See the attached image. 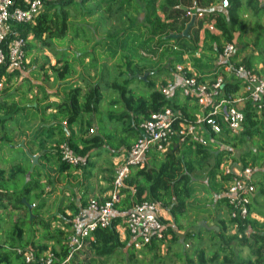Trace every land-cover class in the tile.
Returning a JSON list of instances; mask_svg holds the SVG:
<instances>
[{
  "label": "trees",
  "instance_id": "obj_1",
  "mask_svg": "<svg viewBox=\"0 0 264 264\" xmlns=\"http://www.w3.org/2000/svg\"><path fill=\"white\" fill-rule=\"evenodd\" d=\"M40 1L42 3L41 10L32 22L11 23V31L2 46L5 54H7L8 44L17 37L27 39L30 36L35 43H40L41 47L50 48L52 39H61L67 35V8L74 3V0ZM114 1H103L105 5L106 3L108 4L107 11ZM154 3L155 1L151 0V4L153 5ZM178 3L177 0H169L172 11L166 14V19L171 20L170 22H162L157 16L156 10H153L150 14L152 26L148 31L151 34L150 40L156 39L157 45L155 47L157 48V53L161 51L159 57H167L165 65L161 67V69L166 71H171L175 64L183 63L180 52L176 49L167 48L171 41L174 40V38H169V36L174 33L181 34L185 24L189 22L188 15L186 16L183 11L177 8ZM16 5L22 6L23 1L16 0ZM164 9L162 7L160 10L165 11ZM180 15H185L186 17L181 25L177 27L176 23ZM211 15H216L215 26L220 30L224 41L232 43V27H229L226 22L225 15L218 12ZM29 47L31 45L27 40L26 50ZM156 50L153 52H156ZM128 68H131V64L128 65ZM51 70L56 72L58 80H64L72 71L68 62L61 61H57L56 65L51 67ZM15 71L8 73V62L6 59V62L0 65V80L3 77H9ZM143 72L147 73L149 71L137 69L135 74L137 73L139 78L127 73L123 84L117 82L112 84V88L119 93L120 102L123 105V109L119 114L107 113V119L110 122L116 121L121 126V135L118 137L116 145L111 143L112 138L103 131L105 129L103 120L98 119L96 122L93 118L98 113L99 105L103 100L99 86H92L85 93H82L81 88L75 87L68 92V98L56 106V115L67 127L77 124L82 114L90 116L93 121L85 120V128H80L79 137L76 138L72 136L73 134L68 130L69 128L64 131L58 124L51 128L44 127L43 129L45 130L42 131V128H40L37 138H41L42 132L45 134L44 139L40 140L45 144L39 142L40 151L46 150L42 157L48 158L49 151H47L48 149L45 145L49 144L48 142L51 139L48 138H51L54 133H57L62 141L60 143L57 142L58 144L54 149L51 148L53 152L55 151L54 153L60 161V172L72 168L71 165L61 161L59 145L62 143H67L73 154L86 160H88L87 158L93 150L99 149L104 145L115 149L111 151L112 154L126 156L131 145L141 136L140 124L148 119L152 113L170 107L174 111L179 112L188 122L195 123L199 116H206L211 112L210 107L201 108L196 104L191 106L189 104L191 99L189 98H185L181 102L179 99L181 94L177 89L170 97L164 96L161 92V87L168 82H162L159 88H154L153 84L148 80L149 74L145 81H142L147 83L151 90L145 97L136 96L128 85L134 79L140 80L141 75H144L141 74ZM192 76L191 73L186 71L185 77ZM240 88V84L225 81L215 102L222 99H233ZM19 110L14 104H0V112L5 111L4 114L6 116L15 114ZM242 113L244 121L238 133H232L223 123L221 116L216 115L215 117L220 124L221 131L215 134L211 131L209 125L204 123L206 145L198 143L179 144L175 139L165 154L150 151L144 167L132 168L125 181L126 187L120 190L121 198L115 206L119 215L113 219L111 226L97 229L93 233V240L87 245V248L92 250L94 256L97 258H113L120 254L127 256V264H139V261L135 260V251H137L143 255L142 264L146 263V257L150 258L148 264H164L165 261L163 259L170 257L167 254L171 252V245L182 244V242L193 238V234L190 232H186L183 238H180L177 232L184 228L183 219L187 213V202L193 196L191 183L197 171L206 170L208 185L211 190L215 191L216 183L227 185L230 180V176L223 173V166L230 165L227 162L231 164L233 162L239 163L240 169L250 167L264 170V112L259 113L257 105L251 100H247ZM94 124L97 132H99L88 137L89 130ZM2 139L10 143L7 135L3 134ZM25 157L31 164L29 157L27 155ZM29 169V167L23 168L20 165L13 166L8 171L0 169V210L11 207L13 210L23 211L26 216L25 220L13 222L5 240L0 242V264H27L23 256L17 253V249L22 251L33 249L35 251V259L29 264H41L44 252L50 250L54 256L53 264H59L68 255L67 238L72 233L71 219L81 208L86 206V201L82 198L80 206L71 202L66 208L58 209V216L54 217V220L61 223L62 229H57L54 233L51 232L49 223L39 219L37 215V212L41 211L45 206L44 197L47 185L34 178L36 176V168L31 173H29ZM110 173L112 175V169ZM21 178L24 182L22 186L18 185V181ZM106 178L112 185L114 175ZM217 190L221 191V189ZM260 191L263 193L264 188L260 189ZM222 194L224 197L220 200L230 210L226 197V187ZM143 200L160 202L170 214L172 223L166 225L164 240H153L150 244L137 250L131 243L127 232L125 238L122 239L118 226L123 225L126 214L133 204ZM27 204L31 206V214L33 216L31 220H29L30 213ZM66 209L70 211V215L65 214ZM230 221L236 225L235 234H227L228 227L224 224L220 226L217 233L219 244L216 250L207 252L205 249L198 247L193 248L191 251L175 252L173 256L176 261L181 264H264V231L260 232L253 229L255 225H253L250 218L244 221L230 218ZM164 223L167 224V222ZM36 227H39V233H37L38 229H35ZM249 228L252 229L250 233H248ZM167 237L169 238L167 239ZM234 241H236L237 246L248 249L249 257L243 259L237 254L232 244ZM164 245H168V253L161 255L162 246ZM168 262L167 264H175L171 259H168Z\"/></svg>",
  "mask_w": 264,
  "mask_h": 264
},
{
  "label": "crops",
  "instance_id": "obj_2",
  "mask_svg": "<svg viewBox=\"0 0 264 264\" xmlns=\"http://www.w3.org/2000/svg\"><path fill=\"white\" fill-rule=\"evenodd\" d=\"M103 1L104 0H74V3L80 2L82 6L86 7L85 11L81 14V28L85 32L86 30L88 31L82 37L84 43V50L82 51L83 57H104L101 47L106 45H108V50L112 56L120 53V49L125 50L126 47H128L126 36L124 37L126 41L122 43V38L120 35L121 33H117L118 35L116 36H110V38L107 34H104L103 25H105L106 22L114 23L116 21L118 30H121L122 27L126 29L129 25H131V28H133L135 31H137V29H142V37L138 36V39L134 40L135 42H133L130 46L138 50V48H142L143 46V48L147 47L145 43L146 39L150 35L148 31L152 27L150 14L153 10H156V14L162 22L171 21L166 19V14L172 11L169 0H154L155 3L153 5L151 4V0H128L126 3L129 4V8L123 12L126 16L124 20H120V15H118L117 18L114 14V12H116L118 9L120 0H115L110 5L108 11L106 10L108 4L106 3L105 5ZM177 1L179 2L177 8L183 11L186 16L188 15V21H190L191 17L195 15V21L193 26L189 29L188 36H179L177 39L175 38L170 44V46L174 47V49L180 52L182 57L185 59V71L191 73L193 76H196L198 81L201 83H211L216 75L221 74L224 78V81H231L233 84H240L241 88L234 98L239 97L243 93L242 80L236 79L232 74L225 73L222 69V49L228 42L226 43L224 41L220 30H218L215 26L216 15H211L212 13L218 12L225 15L226 22L228 23L229 27H232L231 42L234 45V52L231 58L232 62L235 65H242L246 69H249L260 76H264V0H227V7L222 6L223 0ZM126 3H123V6L127 7ZM71 5L67 8L68 28L69 22L75 17L73 9L72 11L68 10L71 9ZM162 7L165 8V11L160 10ZM183 8L187 9V11L183 10ZM186 16L180 15V18L176 23L177 27L181 25ZM124 24L128 26H123ZM187 24H185V28ZM112 26L114 25H109L108 28H111ZM68 33L70 36V42L71 39L76 40L73 35H70L69 29H67V35ZM182 33L174 34L182 35ZM137 34H139V32ZM27 40L31 47L26 50L27 64L24 66V69L16 70L15 73L9 77H3L0 80V104H14L16 107H18V109L21 110L8 116L4 114L5 111L0 112V142H4L8 146L12 145L13 147L20 146L24 152L28 151L31 155L38 156V167L41 169L42 167L46 168L48 164L51 163L50 159L52 158H55L59 164L60 161L57 159L56 154L54 153L55 151L53 152L50 147L47 148V145L45 147L48 149L47 151H49V156L46 159L42 157L46 150L32 153L29 151L30 146H28L27 143L30 140L24 141V139H22L18 142V135L21 131H23L22 126L24 125L25 116H27L28 112H30L29 114L36 113L29 118L32 120L33 125H35L34 127L51 128L54 127L55 124H58L64 131L68 129V127L64 122H56L50 119H44L41 117V114L38 111L39 107L43 106L41 100L42 94L40 92L42 83L35 81V78H39L40 75L46 73V71H43L44 69L42 67L44 64V57H40L43 58V60L42 63L38 65L36 62V58L38 57L31 54L30 52L33 49V44H41L35 43L30 36L27 38ZM55 42L56 39H52L53 45H55ZM135 45H137V48ZM89 46L97 47V55L93 53L92 48H88ZM188 57L195 58L193 61H190V59L188 60ZM35 62L36 64H34ZM86 62H90V59H86ZM48 64H50L49 66L52 67L56 65V62L54 63L53 61L49 60ZM47 66L48 65H46V67ZM13 71L8 70V73ZM167 76L168 77L165 82H172L174 85H178L181 81V76L177 72H173L171 74L169 73ZM33 86L37 88V91L34 90ZM180 96L179 99L181 102H183L185 98ZM189 101L191 106L195 105L191 100ZM235 106H237L240 111H243L245 102L236 103ZM28 120L26 119L25 122L27 121V123H30L31 120ZM68 130L70 131V129ZM3 134L5 136L7 135L10 143L7 141L5 142L2 139ZM35 143L37 144L36 141ZM31 148H35V146H31ZM123 157L124 155L112 157L114 170L117 167V163H119ZM227 164H230V168L234 171L240 170V164L237 162H233L232 164L227 162ZM70 169L61 171V174L67 175ZM46 170H48V168H46L45 171ZM80 177L81 184H83V186H80L85 188H80L79 190L75 191L73 190V192H71V190L68 192L65 191V195L67 197L65 200L67 204L62 208H66L71 202H74L76 205L80 206L82 203V198L85 199L87 205L88 200L91 198H96L100 201L108 197L111 183L106 180L107 178L99 177V179H97L95 182L96 190L93 191V187L91 188V185H89L87 181H83L82 176ZM252 178L255 183L256 190L251 199L252 212L250 219L253 225H255L253 229L263 232L264 215L258 214V212L252 208V204L256 205L255 208H257V210L264 212L261 203H259L262 201L264 202V191L263 193L260 191V189L264 188V182H261L264 178V170L262 168L253 169ZM57 181L58 180H56V182ZM41 182L47 184L45 183V179H43ZM65 183L66 180L63 181L61 186L65 185ZM88 186L92 190L90 195L86 193V191H89L87 188ZM225 187V184L221 185L216 183V186L214 187L215 191L211 190L206 179V170L197 171L195 173L191 183L193 196L187 202V213L183 219L184 228L177 232V235L180 238H183L186 232H190L193 234V238L191 240H193V242L196 241L198 246H202L204 244L207 245L206 241H210L214 246L218 247L219 242L217 233L219 232L220 226L224 224L226 227L231 225L232 229L235 227L230 221L229 209L227 208L226 204L222 203L220 200L224 197L222 191L225 189ZM216 188L221 189V191H218ZM48 190H51V186L45 187V191L48 192ZM74 192L75 194L71 195V193ZM60 206H62V204ZM65 214L70 215V211L66 209ZM163 214L164 215L162 219L164 222H167V224H165H171L172 218L168 211L166 210ZM60 228L62 229V227ZM251 231L252 229L249 228L248 233ZM120 234L121 236L123 235L121 229ZM227 234H235V231H233V233H229L228 231Z\"/></svg>",
  "mask_w": 264,
  "mask_h": 264
},
{
  "label": "built area",
  "instance_id": "obj_3",
  "mask_svg": "<svg viewBox=\"0 0 264 264\" xmlns=\"http://www.w3.org/2000/svg\"><path fill=\"white\" fill-rule=\"evenodd\" d=\"M23 5L17 6L16 0H0V65L8 62V70H22L27 64V39L17 37L7 47V54L2 48L4 41L10 33L11 23L32 22L39 14L42 3L40 0H22ZM222 6L227 7L228 1L223 0ZM212 29V27H211ZM234 52L233 43H227L222 51V69L232 74L236 79L242 80L243 93L233 99H222L215 102L225 83L221 74L215 76L211 83H201L196 76L185 77L186 71L177 66L176 72L180 74L178 85L168 82L161 87L164 96L170 97L177 89L184 98L194 100L201 108L210 107L211 112L206 116H199L195 123L188 122L179 112L170 107L152 113L148 119L140 124L141 136L131 145L114 171V178L108 197L104 201L96 198L89 199L87 205L81 208L71 219V234L67 238L68 255L59 264H70V261L80 251L84 250L93 240V233L97 229L111 226L113 219L119 215L116 204L121 198L120 190L126 187V179L132 168H142L146 164L150 151L165 154L176 139L179 144L198 143L206 145L203 124L209 125L215 134L220 133L221 127L216 115L221 116L223 123L234 134L241 130L244 115L236 103L251 100L257 105L259 113L264 112V76L246 69L242 65H235L231 58ZM7 56V57H6ZM1 87V84H0ZM90 133L94 130L91 128ZM61 161L72 167L84 166V159L71 152L67 143L59 145ZM224 175L230 176L226 185V197L230 206L229 217L232 220L244 221L251 216V199L256 187L252 178L253 169L250 167L232 170L228 165L223 166ZM166 209L160 202L143 200L134 203L126 214L122 226V234H129L134 248L139 250L150 244L153 240H164L166 224L163 213ZM235 228L236 225L234 224ZM169 237H167L168 239ZM164 246H162L163 249ZM25 263L29 264L35 259L33 249L20 250ZM53 253L44 252L41 264H53Z\"/></svg>",
  "mask_w": 264,
  "mask_h": 264
},
{
  "label": "rangeland",
  "instance_id": "obj_4",
  "mask_svg": "<svg viewBox=\"0 0 264 264\" xmlns=\"http://www.w3.org/2000/svg\"><path fill=\"white\" fill-rule=\"evenodd\" d=\"M79 1V0H78ZM128 0H120L118 9L116 12H114L115 17L120 15V20H124L126 16L124 15V11L128 10L129 4L126 3ZM123 3H126V6H123ZM71 9H68L69 11L74 12V19L69 22V32L70 35H73L76 40L71 39L70 42V36L69 33L65 37L61 39H56L55 45H53L51 41V47L44 48L41 47V45L33 44L32 51L30 52L33 55H36V62L38 65L42 63L44 57V64H43V71H46V73H43L39 76V78H35V81H39L42 83L41 87V94H42V104L43 106H40L38 111L41 114V117L44 119H50L56 122H62L61 119L56 115V106L61 103L62 101L66 100L68 98V92L70 89H73L75 87H79L82 90V93L87 92L92 86H99L100 91L103 96V100L98 108V113L93 117L95 121L97 122L98 119H102L104 124L103 127L105 128L103 131L106 132V135H109L112 138L111 143L113 145L117 144V139L121 135V126L116 123V121L110 122L107 119V113L112 112L114 114H119L122 109L123 105L120 102V96L119 93L112 88L113 82H117L120 84H123L127 73L134 75L135 77L139 78V75L135 71L137 69H145L149 72L147 73H141L148 75V80L153 84L152 86L154 88H159L161 86L162 82H165L167 79V75L169 73H176V67L181 66L183 68L185 67V59L181 56L184 63L183 64H175V66L172 68L171 71H166L161 69L162 66L165 65V60L167 57H159L160 52L157 53V48L155 47L156 39H151V34L146 39V45L145 48H138V50L130 47L134 40L138 39V36H141L142 29H137L135 31L133 28H131V25H123L128 26L126 29L124 27L121 28V30L117 29V22L114 23L106 22L105 25H103L104 34H107L108 37L110 36H116L117 33H121L122 43L127 40V46L125 50L120 49V53L115 54L112 56L110 51L108 50V45L101 47L102 53L104 57H83L82 51L84 50V43H83V35L88 32H86L81 28V14L85 11L86 7L82 6L80 2H76L71 5ZM118 18V17H117ZM109 25H114L111 28H108ZM130 29V30H129ZM139 32V34H137ZM150 33V32H149ZM105 36V35H104ZM126 36V40L124 37ZM142 37V36H141ZM131 39V40H130ZM149 39V40H148ZM148 40V41H147ZM130 41V43H129ZM172 42V41H171ZM76 43V46H75ZM129 43V44H128ZM171 44V43H170ZM137 48V45H135ZM161 46V45H160ZM161 47H164L163 45ZM88 48H92V51L94 54L97 55V47L96 46H89ZM122 48V47H121ZM171 50L174 49V47H167ZM183 48V47H182ZM164 49V48H163ZM156 50V52H153ZM195 57H188V60L193 61ZM86 59H90V62H86ZM34 60V61H35ZM51 60L54 63L57 61L61 62H68L71 65V72L64 80H58L56 72H53L50 68V64H48V61ZM36 62L34 64H36ZM131 64V68H128V65ZM46 65H48L47 68ZM51 70V71H50ZM141 75L140 80L134 79L132 82L129 83V88L132 90V92L136 96H146L148 92L151 90V88L148 86L147 83H144L145 81L143 79V76ZM145 78V79H146ZM143 80V81H142ZM22 88V86H21ZM34 90L37 91V88L33 86ZM181 97V96H180ZM192 101V100H191ZM193 104H196V102L193 100ZM197 105V104H196ZM21 111V110H20ZM27 113V116L24 118V125L22 126L23 131H21L18 135V142L24 139V141L30 140L27 144L30 146L29 151L37 152L40 151V143L45 144L44 142H41L40 140L44 139V132H42L41 136L42 138L37 139V134L40 133L39 127H34L32 120L29 119L30 116L35 114H29ZM31 120L30 123L25 122V120ZM89 119L90 121H93L92 118L88 115L82 114L80 116L79 121L77 124H74L73 126L68 127L70 129L71 134H73V137H79V130L80 128H85V120ZM28 120V121H29ZM21 121V120H20ZM25 127V128H23ZM94 132L90 133L89 136L91 137L95 134H97V128L95 124L92 126ZM19 130V129H17ZM45 130V129H41ZM1 137V136H0ZM51 139L47 145V148H55L56 145L61 141V138L57 133L52 134ZM60 140V141H59ZM37 142V144L35 143ZM58 142V143H57ZM45 145V146H46ZM31 146H35V148H31ZM115 149H112L111 147H108L104 145L103 147L93 150L88 160L84 159L86 165L79 166L78 168L72 167L69 170V173L67 175L61 174L62 172L59 171L60 164L55 159H50L51 163L48 164L46 168L48 170L45 171L46 168L42 167L41 169L38 167L39 164H36L34 168L35 169V175L34 178L38 179L40 181H43V179L46 180L45 183H47V186H51V190H48V192L45 191V206L44 208L37 212V215L39 219L43 221H47L49 223V230L51 232H55L57 229H60L62 227L61 223L54 220V217L58 216V209H62V207H65L66 200L65 198V191L73 192V190H79L80 188L84 189L85 187H81V177L83 181H87L89 185H91V188L93 191L96 190L95 182L97 179L100 178H106L109 176L114 175V164L112 157L117 156L116 154H112L111 151ZM28 152V151H27ZM28 154H30L28 152ZM31 155V154H30ZM26 152L20 147L16 146L13 147L12 145H6L4 142H0V169L8 171L11 167L20 165L23 168H30V163L28 159L25 157ZM39 163V162H38ZM118 164V163H117ZM43 169V170H42ZM112 169L113 173L111 175L110 170ZM56 180H58L56 182ZM66 180L65 185L61 186L63 184V181ZM263 182V181H261ZM23 179L21 178L20 181H18V185H23ZM46 186V187H47ZM80 186V187H79ZM263 186V185H261ZM89 191H86L88 195L92 192L91 188L89 186L87 187ZM66 189V190H64ZM87 190V189H86ZM75 194L74 193H71ZM70 195V196H71ZM76 196V195H75ZM69 199V198H68ZM92 199V198H91ZM264 199V197H263ZM65 201V202H64ZM64 202V204H63ZM6 203V201H5ZM261 203V206L264 209V202ZM62 204V206H60ZM255 204H252V208L258 212L260 215H264L263 211L257 210L255 208ZM230 212V211H229ZM257 214V215H258ZM26 216L23 211H17L13 210L11 207H8L5 210H0V242H3L5 240L6 235L9 233L10 228L12 227L13 222L17 220H25ZM39 227H36L35 229H38ZM235 227L232 229V226L229 225L228 231L229 233H233L235 231ZM233 230V231H232ZM227 231V232H228ZM39 233V229L38 232ZM36 233V234H37ZM122 238L125 237L124 235L121 236ZM181 243V242H180ZM206 244L208 245H202L198 246L196 244V241L193 242V240H187L185 242H182V244H174L171 245V254L167 252V246L164 245L161 255L167 254L170 256L168 259H171V261H174L175 264H181L180 262H177L175 257L173 256V253L175 252H183V250L191 251L193 248H202L205 249L207 252H211L215 250L217 247L212 244L210 241H206ZM233 246L235 247V251L237 254L245 259L249 257V251L247 248L239 247L237 246L236 241H234ZM213 245V246H211ZM127 256H122L118 254L117 256L113 258H97L94 256L92 250L88 249L87 247L74 255L73 259L71 260L70 264H127ZM143 258V255L139 252L135 251V260L139 261V264L141 263V260ZM168 259H163L165 261L164 264H167ZM150 262V258L146 257V263L148 264ZM169 263V262H168Z\"/></svg>",
  "mask_w": 264,
  "mask_h": 264
},
{
  "label": "water",
  "instance_id": "obj_5",
  "mask_svg": "<svg viewBox=\"0 0 264 264\" xmlns=\"http://www.w3.org/2000/svg\"><path fill=\"white\" fill-rule=\"evenodd\" d=\"M183 10L187 11V9H184V8H183ZM194 21H195V15H193V16L191 17V20H190L189 23L186 25V28H185V30L183 31L182 35L171 34V35L169 36V38H174V39H175V38H177V37H179V36H188L189 29L193 26ZM136 77H137V76H136ZM145 78H146V75L143 76V79H144V80H145ZM26 155H27V156L29 157V159L31 160V167H30V169H29V173H31V172L33 171V168L36 166V164H38V156H36V155H30V154H28L27 152H26ZM23 202H25V201L23 200ZM27 208H28V211H29V213H30V219H29V220H31L32 217H33L32 214H31V206L27 204Z\"/></svg>",
  "mask_w": 264,
  "mask_h": 264
}]
</instances>
